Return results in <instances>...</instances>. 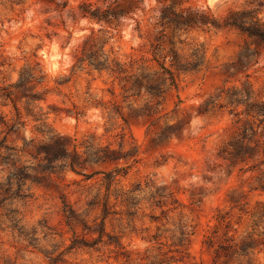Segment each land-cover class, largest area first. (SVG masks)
Returning <instances> with one entry per match:
<instances>
[{"label": "clouds", "instance_id": "obj_1", "mask_svg": "<svg viewBox=\"0 0 264 264\" xmlns=\"http://www.w3.org/2000/svg\"><path fill=\"white\" fill-rule=\"evenodd\" d=\"M262 37L264 0H0V264H178L167 250L188 257L194 241L184 264H198L216 222L193 208L229 217L217 264H264V198L241 203L264 189ZM173 70L183 106L166 109ZM126 120L137 139L121 138ZM187 141L199 162L145 155Z\"/></svg>", "mask_w": 264, "mask_h": 264}, {"label": "rangeland", "instance_id": "obj_2", "mask_svg": "<svg viewBox=\"0 0 264 264\" xmlns=\"http://www.w3.org/2000/svg\"><path fill=\"white\" fill-rule=\"evenodd\" d=\"M264 38V37H262ZM150 63H155V61H150ZM167 71V69H166ZM252 77L250 76L249 79ZM221 79L220 74H216L215 76H209L208 80L210 82H215ZM93 83L97 84L100 87H105L104 83L102 81H93ZM112 99L116 102L119 101V96L117 93L120 91V89L113 84L112 86ZM184 81L180 79L179 76H177L173 70V89L165 96L164 98V107L167 109L168 107L172 106L175 104L177 108L182 107V103H180L181 98L184 94ZM0 92H3L4 94L8 93L7 89H0ZM19 101L18 98L13 101L14 105H18ZM16 111L18 115H22V111L19 107H16ZM159 115V113H156L154 115H151L146 118L145 124L150 125L151 127L149 128V133L157 132L159 130V124L157 122L156 117ZM251 117V114H250ZM4 123L3 120H0V125ZM216 125H213V128H215ZM143 125L134 122L132 120H126L125 121V126L122 129V136L121 138L124 140L128 139H137L142 132ZM147 139V137H145ZM173 148L178 154L191 158L193 160L198 161V157L201 155V149L200 145L197 141H187V142H181L180 144L176 145H165L161 146L160 148H149L148 152L145 154L149 159L151 156L156 152V151H164L166 148ZM257 148L260 149L261 151H264V143L257 141ZM75 159V158H74ZM199 162V161H198ZM250 158H245V159H236L235 163L232 166V172L230 174V183H235L236 179L238 178L239 175H241L244 171V169L250 164ZM115 163V161L111 160H106L104 162V167L108 168L111 167L112 164ZM142 164V161L137 159L136 161V166H140ZM254 170V169H253ZM134 169L130 168L128 170V178H131L132 173ZM136 175H140L139 172L136 173ZM99 173L96 174V176L92 177L93 179L98 178ZM55 180V178H53ZM56 183L62 184V181L56 180ZM82 183L87 184L88 180H82ZM65 192H69L68 188H65ZM259 194L260 197L264 198V189H255L253 191H249L244 194V197L241 201V203H244L250 199H253L256 197V195ZM69 195H75L74 193H69ZM174 198L178 204H187L188 200L186 199L185 195L180 192H174ZM223 197V192H220L217 194V199L220 200ZM108 210V214H112V208H111V198H109L108 204L105 206ZM117 207H120V205H117ZM166 207V206H164ZM194 211L197 212L199 215L200 221L203 223L211 224L213 220L216 222V228L213 233H211L208 236V239L212 240V243L209 247H207L206 251L202 253H198L197 255L199 256V261L198 264H217L216 261L213 260L212 252L213 249L215 248V238L219 237L220 233L224 229L226 223L229 221L228 216H221L219 212H213L212 209H196L193 208ZM238 209L236 207H233L232 211L236 212ZM107 219V217H106ZM58 229H65V228H71L72 231L76 232L79 234L81 232V228L79 225L75 224L73 222L72 224H65L64 221L61 219L60 223L56 225ZM105 230H107V225H105ZM88 236L85 234V239H87ZM199 239V238H198ZM199 247V244L197 242H192L191 247L189 249V255L188 257H185L183 253L177 251H172V250H167L168 255L172 256H179L180 260L178 261V264H184V260L188 258H193V251ZM164 250L162 246V251Z\"/></svg>", "mask_w": 264, "mask_h": 264}]
</instances>
